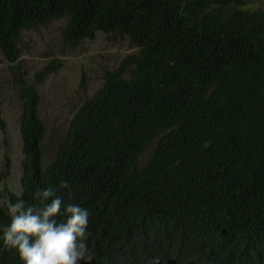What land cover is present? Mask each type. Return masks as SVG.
Listing matches in <instances>:
<instances>
[{
	"label": "trees",
	"instance_id": "16d2710c",
	"mask_svg": "<svg viewBox=\"0 0 264 264\" xmlns=\"http://www.w3.org/2000/svg\"><path fill=\"white\" fill-rule=\"evenodd\" d=\"M257 1L0 0V51L11 63L24 30L59 18L70 46L101 32L138 49L104 74L49 160L39 92L21 79V192L8 201L41 206L35 193L50 187L87 208L89 264H264ZM0 264H22L2 241Z\"/></svg>",
	"mask_w": 264,
	"mask_h": 264
},
{
	"label": "rangeland",
	"instance_id": "374dc122",
	"mask_svg": "<svg viewBox=\"0 0 264 264\" xmlns=\"http://www.w3.org/2000/svg\"><path fill=\"white\" fill-rule=\"evenodd\" d=\"M257 4L264 7V0ZM65 19L59 18L23 31L18 41L19 57L11 63L0 51V202L10 204L9 192H21L22 140L20 81L36 85L39 113L46 124V160L51 159L60 138L84 100L102 85L104 74L116 68L137 47L120 34L97 33L78 46L61 36ZM51 62L56 69L42 73Z\"/></svg>",
	"mask_w": 264,
	"mask_h": 264
},
{
	"label": "clouds",
	"instance_id": "9594fccd",
	"mask_svg": "<svg viewBox=\"0 0 264 264\" xmlns=\"http://www.w3.org/2000/svg\"><path fill=\"white\" fill-rule=\"evenodd\" d=\"M62 187L68 188V182ZM34 199L41 206L28 205L22 195L8 205L10 222L0 225L3 247L15 249L22 264H89V210L65 203L50 187L38 190ZM60 216L62 220L57 219ZM150 264H160V258Z\"/></svg>",
	"mask_w": 264,
	"mask_h": 264
}]
</instances>
